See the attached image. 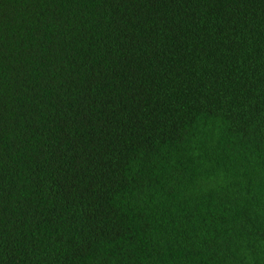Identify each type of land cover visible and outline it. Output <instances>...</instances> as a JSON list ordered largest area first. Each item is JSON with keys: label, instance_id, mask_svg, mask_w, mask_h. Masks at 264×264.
Masks as SVG:
<instances>
[{"label": "trees", "instance_id": "1", "mask_svg": "<svg viewBox=\"0 0 264 264\" xmlns=\"http://www.w3.org/2000/svg\"><path fill=\"white\" fill-rule=\"evenodd\" d=\"M0 264H264V0H0Z\"/></svg>", "mask_w": 264, "mask_h": 264}]
</instances>
